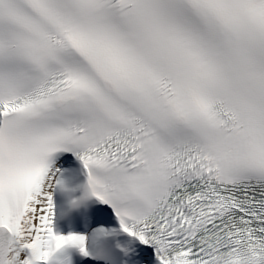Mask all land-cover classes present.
Returning a JSON list of instances; mask_svg holds the SVG:
<instances>
[{"label": "snow or ice", "instance_id": "snow-or-ice-1", "mask_svg": "<svg viewBox=\"0 0 264 264\" xmlns=\"http://www.w3.org/2000/svg\"><path fill=\"white\" fill-rule=\"evenodd\" d=\"M0 264H264V0H0Z\"/></svg>", "mask_w": 264, "mask_h": 264}, {"label": "bare ground", "instance_id": "bare-ground-1", "mask_svg": "<svg viewBox=\"0 0 264 264\" xmlns=\"http://www.w3.org/2000/svg\"><path fill=\"white\" fill-rule=\"evenodd\" d=\"M83 182H84V178H83V175H77L76 177H75V180H74V184L75 185H83ZM59 193V192H58ZM81 193L80 192H77L76 193V195H80ZM62 196H63V198H64V207H66V205H67V197L64 195V194H62ZM54 202H55V196H54ZM95 203V201H86L85 202V207H86V209L88 210L89 208H90V206L92 205V204H94ZM76 214V213H75ZM77 215V217H76V220L79 222V213H77L76 214ZM73 216V215H72ZM74 217V216H73ZM80 224V223H79ZM57 225H59V223H58V221L57 222H55V224H54V227L55 228H57V229H59L60 227H61V225H59V228H58V226ZM79 226V225H78ZM96 225H93V227H95ZM95 228H103V229H115V228H113V227H111V226H106V227H104V226H102V225H99L98 227H95ZM57 231H59L61 234H66L64 231H62L61 229L60 230H57Z\"/></svg>", "mask_w": 264, "mask_h": 264}]
</instances>
